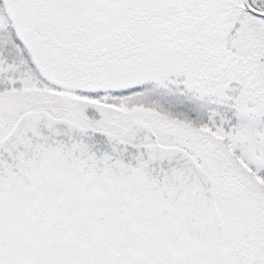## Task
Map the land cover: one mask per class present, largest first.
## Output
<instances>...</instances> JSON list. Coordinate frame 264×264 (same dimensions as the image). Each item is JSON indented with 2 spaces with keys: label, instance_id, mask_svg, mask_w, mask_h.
Here are the masks:
<instances>
[{
  "label": "snow or ice",
  "instance_id": "6c2138e0",
  "mask_svg": "<svg viewBox=\"0 0 264 264\" xmlns=\"http://www.w3.org/2000/svg\"><path fill=\"white\" fill-rule=\"evenodd\" d=\"M0 264H264V0H0Z\"/></svg>",
  "mask_w": 264,
  "mask_h": 264
}]
</instances>
